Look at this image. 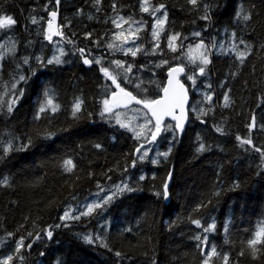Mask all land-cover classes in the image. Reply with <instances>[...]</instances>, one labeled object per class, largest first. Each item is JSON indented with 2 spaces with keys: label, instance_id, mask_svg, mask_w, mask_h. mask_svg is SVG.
<instances>
[{
  "label": "trees",
  "instance_id": "obj_1",
  "mask_svg": "<svg viewBox=\"0 0 264 264\" xmlns=\"http://www.w3.org/2000/svg\"><path fill=\"white\" fill-rule=\"evenodd\" d=\"M58 2L63 38L56 0H0V264H264V0ZM120 19L146 25L136 54L109 47ZM197 44L204 63L185 56ZM172 65L191 97L183 132L167 121L151 141L104 111L120 87L159 97Z\"/></svg>",
  "mask_w": 264,
  "mask_h": 264
},
{
  "label": "rangeland",
  "instance_id": "obj_2",
  "mask_svg": "<svg viewBox=\"0 0 264 264\" xmlns=\"http://www.w3.org/2000/svg\"><path fill=\"white\" fill-rule=\"evenodd\" d=\"M150 15L152 17L150 26L148 27V31L151 36L156 37L160 29L162 28L165 18L164 14L160 12V8H153L150 11ZM118 30L112 35V38L109 43V47L114 49V52L121 51L122 53L136 54L138 51H141L142 47L140 46V42L138 36L140 35V31L146 28L144 23L129 21L126 22L123 19L119 20ZM49 33H51V27H49ZM63 38V37H62ZM65 39V37H64ZM60 42H63L60 40ZM185 56L190 61H201L206 62L208 60L207 57V49L204 45H193L185 52ZM113 68H117L121 71V64L114 60L110 62ZM126 72L122 76L123 81L133 87H139L138 77L134 74V78L131 79L132 73L130 67H126ZM116 78V76H115ZM152 81H155L154 79ZM121 90H126L120 87ZM144 104H148L149 101H143ZM128 108H131L128 110ZM103 109L105 112L114 113L115 118L114 121L116 124H129L130 129L134 130L136 133L143 132L144 130H149V135L151 137V141L155 138L158 132V128L153 125H149L151 119L147 118L144 114L143 106L139 105V107H127L124 108L122 105L118 104L115 106H110L108 103V99L103 101ZM148 143L147 146L141 151H139L140 157L150 156L154 158V154L150 152V147ZM121 187L120 184L115 185L114 187H107L96 194H94L89 200L85 202L71 203L68 208L63 212L64 218H70L74 215H78L81 212H87L92 209L94 205L99 203L101 200H108L113 197L116 193H118V189Z\"/></svg>",
  "mask_w": 264,
  "mask_h": 264
},
{
  "label": "water",
  "instance_id": "obj_3",
  "mask_svg": "<svg viewBox=\"0 0 264 264\" xmlns=\"http://www.w3.org/2000/svg\"><path fill=\"white\" fill-rule=\"evenodd\" d=\"M56 9L49 12L51 21L50 37L60 38L63 36L62 27L59 24V5L56 0ZM185 69L182 65H172L166 69L165 83L161 90L160 96L148 104L142 103L141 99L128 90L118 88L109 97L110 106L122 105L124 108L134 104H144L148 111L152 123L162 131L165 122L169 121L174 124L178 133L185 130L189 121V104L190 94L186 84L181 77ZM249 128L255 129V115L252 114L249 120Z\"/></svg>",
  "mask_w": 264,
  "mask_h": 264
},
{
  "label": "bare ground",
  "instance_id": "obj_4",
  "mask_svg": "<svg viewBox=\"0 0 264 264\" xmlns=\"http://www.w3.org/2000/svg\"><path fill=\"white\" fill-rule=\"evenodd\" d=\"M58 1V0H57ZM59 3V2H58ZM59 5V4H58ZM63 37V36H62ZM62 37H60V38H62ZM190 94V93H189ZM190 100H191V97H190Z\"/></svg>",
  "mask_w": 264,
  "mask_h": 264
}]
</instances>
